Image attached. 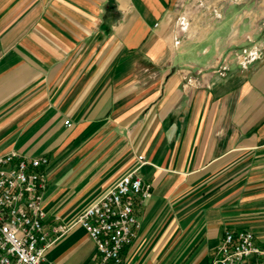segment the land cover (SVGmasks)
<instances>
[{"label": "crops", "instance_id": "obj_1", "mask_svg": "<svg viewBox=\"0 0 264 264\" xmlns=\"http://www.w3.org/2000/svg\"><path fill=\"white\" fill-rule=\"evenodd\" d=\"M12 151L50 159L56 263L93 264L77 217L135 170L151 194L126 264H208L226 229L264 244V0H0Z\"/></svg>", "mask_w": 264, "mask_h": 264}, {"label": "built area", "instance_id": "obj_2", "mask_svg": "<svg viewBox=\"0 0 264 264\" xmlns=\"http://www.w3.org/2000/svg\"><path fill=\"white\" fill-rule=\"evenodd\" d=\"M178 24L188 26L185 13L179 14ZM245 58L246 65L258 56L250 53ZM138 158L145 162L143 155ZM49 162L47 156L27 157L16 151L0 155V264H63L48 257L52 246L70 230L61 222L46 224L44 192ZM150 194V184L135 170L78 215L76 223L85 229L97 250L93 264H126L124 248L132 242L140 224L133 198ZM251 261L264 264V244L249 229H226L208 264Z\"/></svg>", "mask_w": 264, "mask_h": 264}]
</instances>
